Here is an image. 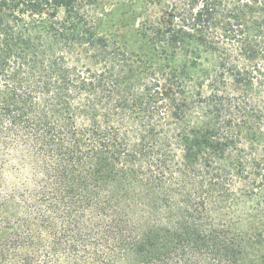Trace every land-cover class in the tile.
<instances>
[{
	"label": "trees",
	"instance_id": "16d2710c",
	"mask_svg": "<svg viewBox=\"0 0 264 264\" xmlns=\"http://www.w3.org/2000/svg\"><path fill=\"white\" fill-rule=\"evenodd\" d=\"M0 264H264V0H0Z\"/></svg>",
	"mask_w": 264,
	"mask_h": 264
}]
</instances>
